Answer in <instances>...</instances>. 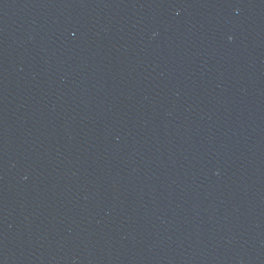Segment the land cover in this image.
<instances>
[{"label": "water", "instance_id": "1", "mask_svg": "<svg viewBox=\"0 0 264 264\" xmlns=\"http://www.w3.org/2000/svg\"><path fill=\"white\" fill-rule=\"evenodd\" d=\"M0 264H264V184L153 0H0Z\"/></svg>", "mask_w": 264, "mask_h": 264}]
</instances>
